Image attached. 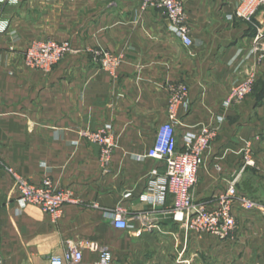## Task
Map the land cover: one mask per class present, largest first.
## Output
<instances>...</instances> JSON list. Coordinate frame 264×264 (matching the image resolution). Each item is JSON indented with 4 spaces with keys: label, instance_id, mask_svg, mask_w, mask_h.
<instances>
[{
    "label": "crops",
    "instance_id": "0c3cea01",
    "mask_svg": "<svg viewBox=\"0 0 264 264\" xmlns=\"http://www.w3.org/2000/svg\"><path fill=\"white\" fill-rule=\"evenodd\" d=\"M181 2L188 47L160 12L141 11L140 0H23L2 8L8 28L0 34V264H50L69 242L97 244L111 253L112 264H264L263 213L235 205L240 226L218 240L175 222L170 196L158 204L140 199L151 172H164L163 162L147 153L169 121L172 99L183 93L172 121L177 150L203 128L215 131L194 204L212 208L235 182L239 193L264 207V154L255 153L264 151L257 140L264 134V59L254 51L257 35L264 43V6L247 23L234 14L240 0ZM38 38L68 41L73 51L47 74L30 70L23 53ZM91 50L114 54L118 66L102 70ZM248 77L252 93L231 102V90ZM84 130L114 138L107 167L99 147L81 137ZM247 145L254 169L240 155ZM9 169L35 184L50 179L76 203L56 220L24 205ZM117 211L125 230L114 228ZM98 258L84 247L78 264Z\"/></svg>",
    "mask_w": 264,
    "mask_h": 264
},
{
    "label": "built area",
    "instance_id": "2783aa9c",
    "mask_svg": "<svg viewBox=\"0 0 264 264\" xmlns=\"http://www.w3.org/2000/svg\"><path fill=\"white\" fill-rule=\"evenodd\" d=\"M23 0H0V13L4 7H15ZM51 3L55 0H42ZM264 6V0H240L234 10L236 18L250 23L257 11ZM141 11L156 10L176 30V35L184 46H191L192 40L187 24L186 12L181 0H140ZM8 28V22L0 19V34ZM260 35L255 37L254 51L259 59H264V43H260ZM73 51L68 41H56L49 38H38L30 43L23 53L24 65L42 73H49L56 65ZM94 63L102 70H114L119 59L110 52L90 51ZM254 79L248 77L237 84L230 92L231 102H243L251 93ZM183 93L180 94L182 96ZM176 96L168 107V122L161 126L155 135L152 147L147 153L149 159L163 162L164 172H151L145 193L140 196L142 201L153 204L163 203L170 196L173 199L171 215L175 222L180 223L188 231L208 234L218 240H227L235 229L234 208L246 212L257 211L264 214V207L239 193L235 182H230L226 190L218 197L212 208L197 205L193 202L192 191L197 183L198 172L203 164V156L215 139V131L203 128L184 150L178 151L175 131L172 121L175 118V107L179 101ZM81 137L99 147V162L103 168L111 161L115 147L114 138L105 130L81 132ZM264 143V134L257 138ZM243 162L245 166L253 165L251 155L245 151ZM13 186L21 203L40 208L53 219H58L66 205L76 203L68 190H55L50 179H44L39 184L32 183L17 172L9 169ZM114 228L125 230L127 227L122 211H117L113 219ZM142 230L135 232L141 236ZM86 247L99 254L96 264H112L113 257L107 250L101 249L95 243L81 242L67 244L64 256L51 257L50 264L69 262L78 264L82 260V249Z\"/></svg>",
    "mask_w": 264,
    "mask_h": 264
},
{
    "label": "rangeland",
    "instance_id": "374dc122",
    "mask_svg": "<svg viewBox=\"0 0 264 264\" xmlns=\"http://www.w3.org/2000/svg\"><path fill=\"white\" fill-rule=\"evenodd\" d=\"M253 146L252 145H247V148H246V152H248L249 151V153H250V155H251V150H250V148H252ZM245 151H243L240 155H241V158H242V161H243V157H244V154H245ZM263 152V154H264V151L263 150H257V151H255V153H257V154H261ZM263 157H264V155H262ZM251 158H252V160H253V162H254V159H253V156H251ZM244 163V162H243ZM245 167H248V168H255L256 167V163L254 162L253 163V165H250V166H245ZM254 193H257V194H260V190L259 189H256L255 190V192ZM235 222H236V220H235ZM244 225V224H243ZM236 226L238 227V226H240V224H237V223H235V228H236ZM244 226H246V225H244ZM235 230V229H234ZM235 237V236H234ZM233 237V238H234ZM231 238V237H230Z\"/></svg>",
    "mask_w": 264,
    "mask_h": 264
}]
</instances>
